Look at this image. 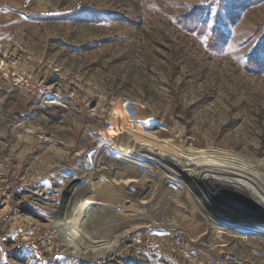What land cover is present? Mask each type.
Listing matches in <instances>:
<instances>
[{"label":"rangeland","instance_id":"obj_1","mask_svg":"<svg viewBox=\"0 0 264 264\" xmlns=\"http://www.w3.org/2000/svg\"><path fill=\"white\" fill-rule=\"evenodd\" d=\"M263 35L264 0H0V264H187L177 227L207 247L233 237L264 262V239L208 222L189 181L94 154L122 110L151 119L157 139L246 157L264 176ZM130 178L144 211L111 227L122 237L104 258H75L51 226L63 193ZM126 192L104 200L121 206Z\"/></svg>","mask_w":264,"mask_h":264},{"label":"bare ground","instance_id":"obj_2","mask_svg":"<svg viewBox=\"0 0 264 264\" xmlns=\"http://www.w3.org/2000/svg\"><path fill=\"white\" fill-rule=\"evenodd\" d=\"M6 95L7 92L0 88V102ZM44 109L49 110L47 107ZM121 111L117 112V122L112 128L102 131L94 154L102 153L105 148L119 151L120 156L115 159L131 169L159 167L164 171L163 178L171 184L185 185L189 181L193 202L208 222L218 223V218L214 216L226 214V211L239 215L241 212L237 201H245V195L264 211V176L258 172V163L254 160L219 150L179 148L170 138L157 139L152 131L155 125L149 123L151 119H144L148 122L147 126L137 125L131 114ZM139 115L143 117L145 114ZM104 182H95V190L90 183L80 188H69L63 193V204L53 215L51 226L58 232L61 244L82 261L104 258L122 237L121 234L110 236L111 227L124 216H139L144 211L142 206L146 204L134 197L136 190L133 184L137 180L130 178L121 185ZM117 190L127 191L121 206L104 200L109 193ZM227 225L238 232H248L240 223ZM249 233L264 239V234L258 230H249Z\"/></svg>","mask_w":264,"mask_h":264},{"label":"built area","instance_id":"obj_3","mask_svg":"<svg viewBox=\"0 0 264 264\" xmlns=\"http://www.w3.org/2000/svg\"><path fill=\"white\" fill-rule=\"evenodd\" d=\"M243 197L245 201H237L238 210L241 212L239 215L233 211H226V214H216L214 218H218V223L224 229L237 231L227 224L240 223L246 228L247 233L249 230L264 232V211L248 195ZM228 234L233 235L229 232L225 233V237ZM232 238L225 239L227 241L225 245L215 242L213 246L207 247L198 239L191 238L187 227H177L171 233L172 245L181 252L187 264H264L254 258L240 256L235 250L229 248L228 245L231 244Z\"/></svg>","mask_w":264,"mask_h":264},{"label":"trees","instance_id":"obj_4","mask_svg":"<svg viewBox=\"0 0 264 264\" xmlns=\"http://www.w3.org/2000/svg\"><path fill=\"white\" fill-rule=\"evenodd\" d=\"M213 1V0H211ZM71 13L69 14H65V15H62V16H59L61 18H66L67 16H70ZM199 15V14H198ZM197 14H191V15H188L187 17H184L183 20H184V28H188L189 30H195L197 28V24L200 22V17H198ZM196 16V17H195ZM215 31V30H214ZM217 32L215 31V33L213 32V35H215ZM214 39V37H212ZM258 49L262 50L264 52V35H263V38L260 42V45L258 47ZM259 59L258 58H253L251 61H250V66H255V65H258V64H261V63H258Z\"/></svg>","mask_w":264,"mask_h":264}]
</instances>
